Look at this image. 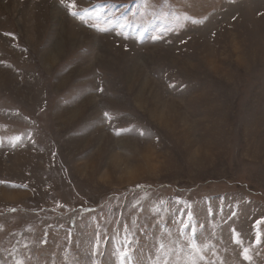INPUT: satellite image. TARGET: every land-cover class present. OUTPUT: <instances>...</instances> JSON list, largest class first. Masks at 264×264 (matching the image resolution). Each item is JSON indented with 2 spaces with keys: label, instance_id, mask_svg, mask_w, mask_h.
<instances>
[{
  "label": "rangeland",
  "instance_id": "rangeland-1",
  "mask_svg": "<svg viewBox=\"0 0 264 264\" xmlns=\"http://www.w3.org/2000/svg\"><path fill=\"white\" fill-rule=\"evenodd\" d=\"M138 2L143 0H78L81 7L111 4L112 11L130 17ZM148 2L156 10L207 20L185 22L179 34L168 35L169 44L152 41L147 33L138 38L153 8L133 17L122 39L87 28L59 0H0V138L31 132L37 141L0 148V178L29 185L0 188V264H12L10 252L25 264H90L98 218L107 222L110 236L121 222L136 221L135 260L148 264L162 230L174 240L179 235L173 220L187 211L185 203L192 206L194 238L208 245L209 258L246 264L232 230L248 245L255 240V221L264 217V0ZM188 36L189 43L181 45ZM169 83L177 85L172 100L182 107L174 103L167 127H160L152 113ZM98 86L105 92L92 91ZM103 111L113 117V127L151 125L161 132L155 147L166 163L97 183L95 172L106 166L105 155L84 178L80 162L101 145L108 153L153 145L137 139L135 130L116 137L106 121L101 124ZM198 143L211 159L187 164ZM137 200L142 207L133 208ZM183 231L188 234L191 227ZM104 251L102 264H119L113 243ZM252 254L254 264H264V246Z\"/></svg>",
  "mask_w": 264,
  "mask_h": 264
},
{
  "label": "snow or ice",
  "instance_id": "snow-or-ice-1",
  "mask_svg": "<svg viewBox=\"0 0 264 264\" xmlns=\"http://www.w3.org/2000/svg\"><path fill=\"white\" fill-rule=\"evenodd\" d=\"M59 3L67 10L68 14L74 19L78 20L84 26L91 30H95L100 33H114L117 37L122 39H127L128 29L132 25V18L136 17L138 13L141 15L144 11L149 8H153L151 13L152 20L149 22V25H142L137 30L138 38L143 40L145 38V33H147V38L152 41H166L169 44L171 41L167 40V37L170 33L179 34L184 29L185 22H190L195 25H202L207 20V17L201 18H192L187 14H178L175 11L171 10H156L148 0H143V2H138L136 9L131 12V17L128 12L122 11L119 14L112 11L114 7L111 4H98L95 7H81L78 3V0H59ZM236 17H233L235 20ZM158 22V23H157ZM5 36H11L13 40L16 39V36L11 32H5ZM212 37L217 35L216 32L211 33ZM192 39L191 36H188L187 39H181L180 44L186 46L189 41ZM127 46H125V51H127ZM24 51H28L27 48ZM186 51V47L184 49ZM0 64H4L3 60H0ZM6 67H11V65H5ZM171 79V77H170ZM169 91L159 97L156 101V113L157 118L166 120L169 115H171L172 110H174L175 105L172 102V97L176 96L177 85L175 83H169L166 85ZM93 92L103 93L105 88L103 86H98L95 89H92ZM47 102L45 101V104ZM41 112L44 111V108H41ZM19 115V112L15 113ZM103 119L100 121L101 124L108 123V126L114 132V135L118 138H123L122 134L126 132H135L138 134L137 139H142L146 143H151L154 146H159L162 142V134L159 131L153 129L151 125H134L133 128L125 127H113V117L110 115L109 111L102 112ZM24 119L27 121L29 117L25 116ZM27 140L28 144L33 146L36 145L37 141L34 139L31 132L25 137L24 134H15L6 140L0 138V148L7 146L11 150H15L21 146H27L25 144ZM53 156L56 153H52ZM137 188L143 189L145 186L142 184H137ZM0 188L7 189L9 191L28 189L29 185L23 182H17L16 180L7 177L0 178ZM3 193L0 192V196ZM178 203H180L178 201ZM142 207L139 200L136 201V204L132 205L133 208ZM61 208L64 205H60ZM186 212H182L181 218L174 219L173 223L180 225V232L176 239H172V234L167 233L166 230H162V236L158 239V246H155V253L153 256H149L148 264H225L224 261L217 262L214 259L209 258V248L207 244L199 243L194 237L196 232V223L194 221V214L191 210L192 206L185 203ZM12 212H16L17 209L12 207L10 209ZM75 211V209H73ZM88 212H94V209H86ZM159 212V209H156ZM209 214H212V209L209 208ZM235 215V213H233ZM164 217L160 216L158 223L164 222ZM107 222L104 224L99 222L94 226L93 236L94 242L91 244V248L88 252L90 264H102V258L105 255L104 247L113 243L115 246L114 255L118 258L119 264H142L141 261L135 260V252L137 245V231L136 221H132L131 224L120 223L118 229L112 233L110 236L106 228ZM191 227V232L185 234L184 229ZM254 228H256L255 240L248 245L244 244V239L242 235L233 229L232 241L235 245L240 248L239 255L242 257V261L246 264H254V255L253 250L256 246H264V217L255 221ZM71 237V232L67 234V238ZM47 242L46 240L44 241ZM27 247V245H25ZM12 256V264H25L24 259L16 257L14 252L9 253ZM211 255L215 256V251H211ZM259 255V253H256ZM31 259V257H27Z\"/></svg>",
  "mask_w": 264,
  "mask_h": 264
},
{
  "label": "clouds",
  "instance_id": "clouds-1",
  "mask_svg": "<svg viewBox=\"0 0 264 264\" xmlns=\"http://www.w3.org/2000/svg\"><path fill=\"white\" fill-rule=\"evenodd\" d=\"M177 104L178 108L182 107V102L172 101ZM157 109L152 113V119L160 127H167L165 120L157 118L155 115ZM178 115L180 112L177 113ZM107 155V164L104 168L95 172V180L97 183H107L112 179H126L134 172H137L142 167L152 164L163 165L166 161L159 156L158 149L149 144L133 145L130 151L126 153L123 150H113L107 152V146L101 145L93 153L89 159L80 162L84 168L82 175L88 178L95 163L102 160ZM211 159V152L204 148L202 144H195L191 147L186 156V163L190 165H198L203 161ZM4 195V193H3Z\"/></svg>",
  "mask_w": 264,
  "mask_h": 264
}]
</instances>
